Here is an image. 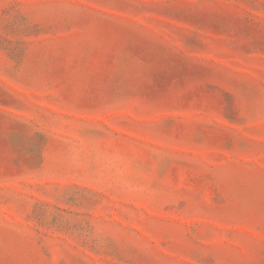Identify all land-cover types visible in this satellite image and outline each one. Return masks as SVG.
I'll return each mask as SVG.
<instances>
[{"label":"rangeland","instance_id":"obj_1","mask_svg":"<svg viewBox=\"0 0 264 264\" xmlns=\"http://www.w3.org/2000/svg\"><path fill=\"white\" fill-rule=\"evenodd\" d=\"M0 264H264V0H0Z\"/></svg>","mask_w":264,"mask_h":264}]
</instances>
